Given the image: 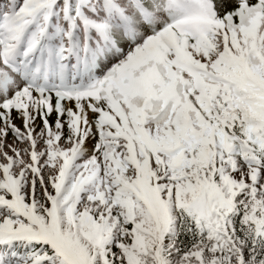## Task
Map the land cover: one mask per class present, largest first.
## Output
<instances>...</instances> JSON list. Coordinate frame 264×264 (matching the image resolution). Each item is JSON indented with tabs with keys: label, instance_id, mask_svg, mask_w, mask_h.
Segmentation results:
<instances>
[{
	"label": "snow or ice",
	"instance_id": "obj_1",
	"mask_svg": "<svg viewBox=\"0 0 264 264\" xmlns=\"http://www.w3.org/2000/svg\"><path fill=\"white\" fill-rule=\"evenodd\" d=\"M0 264H264V0H0Z\"/></svg>",
	"mask_w": 264,
	"mask_h": 264
}]
</instances>
